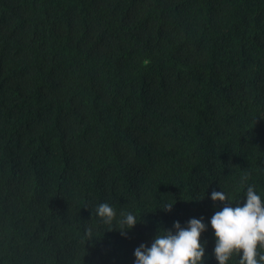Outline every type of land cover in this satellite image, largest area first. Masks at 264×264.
<instances>
[{"label": "trees", "instance_id": "obj_1", "mask_svg": "<svg viewBox=\"0 0 264 264\" xmlns=\"http://www.w3.org/2000/svg\"><path fill=\"white\" fill-rule=\"evenodd\" d=\"M248 186L264 202V0H0V264H135L192 218L218 264L211 194Z\"/></svg>", "mask_w": 264, "mask_h": 264}, {"label": "clouds", "instance_id": "obj_2", "mask_svg": "<svg viewBox=\"0 0 264 264\" xmlns=\"http://www.w3.org/2000/svg\"><path fill=\"white\" fill-rule=\"evenodd\" d=\"M248 179L242 177V182ZM213 202L223 207L211 217L210 223L216 237L214 248L218 264H229L234 254L240 256L239 264H264V202L253 186H248L246 199L242 204L233 206L223 191L213 190ZM173 205H168L166 212H171ZM96 215L106 225L116 221V211L108 203L99 204ZM118 230L126 236L129 230L139 223L132 213H124L117 221ZM174 229H164L155 237L151 246L141 244L135 249V264H205L206 242L202 245V234L207 231L203 218H192L187 227L177 221ZM90 241L94 240L91 228L86 229Z\"/></svg>", "mask_w": 264, "mask_h": 264}]
</instances>
